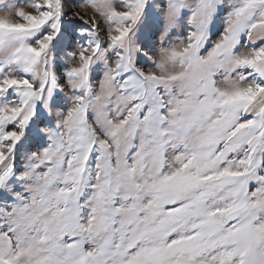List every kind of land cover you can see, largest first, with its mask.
Listing matches in <instances>:
<instances>
[{
    "label": "snow or ice",
    "instance_id": "1",
    "mask_svg": "<svg viewBox=\"0 0 264 264\" xmlns=\"http://www.w3.org/2000/svg\"><path fill=\"white\" fill-rule=\"evenodd\" d=\"M0 264H264V0H0Z\"/></svg>",
    "mask_w": 264,
    "mask_h": 264
},
{
    "label": "rangeland",
    "instance_id": "2",
    "mask_svg": "<svg viewBox=\"0 0 264 264\" xmlns=\"http://www.w3.org/2000/svg\"><path fill=\"white\" fill-rule=\"evenodd\" d=\"M91 13H89V15H90Z\"/></svg>",
    "mask_w": 264,
    "mask_h": 264
}]
</instances>
